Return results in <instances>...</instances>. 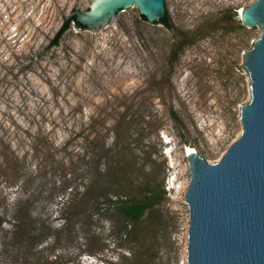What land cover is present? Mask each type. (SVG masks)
Wrapping results in <instances>:
<instances>
[{"label":"rangeland","instance_id":"rangeland-1","mask_svg":"<svg viewBox=\"0 0 264 264\" xmlns=\"http://www.w3.org/2000/svg\"><path fill=\"white\" fill-rule=\"evenodd\" d=\"M254 1L165 0L169 29L132 7L53 45L93 0H0V264L130 263L126 219L99 188L123 199L154 188L147 264H187L185 147L212 163L241 134L244 53L261 28L237 14Z\"/></svg>","mask_w":264,"mask_h":264},{"label":"water","instance_id":"water-1","mask_svg":"<svg viewBox=\"0 0 264 264\" xmlns=\"http://www.w3.org/2000/svg\"><path fill=\"white\" fill-rule=\"evenodd\" d=\"M132 7L150 23L166 16L165 0H93L68 18L95 29ZM239 17L248 28H261L244 53L250 99L240 106L241 134L217 161L187 155V264H264V0L243 7Z\"/></svg>","mask_w":264,"mask_h":264},{"label":"trees","instance_id":"trees-1","mask_svg":"<svg viewBox=\"0 0 264 264\" xmlns=\"http://www.w3.org/2000/svg\"><path fill=\"white\" fill-rule=\"evenodd\" d=\"M140 17L143 20L147 21V19L143 15L140 14ZM72 24H74L79 29H88L86 26L79 23L75 16L67 18L63 26L54 36L52 40L53 45H58L60 43L62 36L67 30L70 29ZM158 24H162L168 29L171 28L167 11L166 16L161 19ZM191 43V40L184 38L180 42L179 48L183 49ZM170 114L172 120L175 121L177 119L176 112L172 110ZM117 168H115L117 169L115 170L117 174L124 175L125 173H127L125 167L121 166V161L117 163ZM115 176L113 174V176L111 177ZM93 190L95 191L96 188ZM91 192L92 191H90L89 194ZM96 194L97 199L105 198V201L107 203L118 205V209H120L122 215L126 219L121 231L128 238V240L135 245V248H131V253L132 255H134L132 257L133 259L125 257V260H127V262H130L127 264H139L140 262H142V260H145V263L143 262V264H147L148 260L152 257L153 251H155L156 249L155 242L158 239L157 234L159 225L155 222L157 221V219H159V193L154 188H150L143 192L140 197L123 199L121 198V195L112 192L111 190L104 191L103 188H99ZM112 197H115V199ZM16 232L28 237H31L33 234L31 226H25L22 223H20L19 225L16 224Z\"/></svg>","mask_w":264,"mask_h":264},{"label":"bare ground","instance_id":"bare-ground-1","mask_svg":"<svg viewBox=\"0 0 264 264\" xmlns=\"http://www.w3.org/2000/svg\"><path fill=\"white\" fill-rule=\"evenodd\" d=\"M241 9H242V8H241ZM239 11H240V10H239ZM171 151H172V150H171ZM195 152L198 153V151H197L195 148L190 147V146H186V147H185V154H186V156L189 155V154L195 153Z\"/></svg>","mask_w":264,"mask_h":264}]
</instances>
